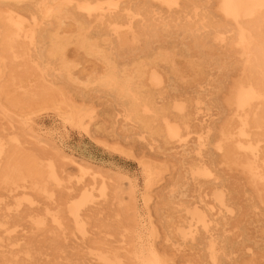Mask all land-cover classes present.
<instances>
[{
	"label": "rangeland",
	"instance_id": "obj_1",
	"mask_svg": "<svg viewBox=\"0 0 264 264\" xmlns=\"http://www.w3.org/2000/svg\"><path fill=\"white\" fill-rule=\"evenodd\" d=\"M254 15L0 0V264H264V19L254 67L236 28Z\"/></svg>",
	"mask_w": 264,
	"mask_h": 264
},
{
	"label": "bare ground",
	"instance_id": "obj_2",
	"mask_svg": "<svg viewBox=\"0 0 264 264\" xmlns=\"http://www.w3.org/2000/svg\"><path fill=\"white\" fill-rule=\"evenodd\" d=\"M97 8V7H95ZM115 13L108 14V17L112 18L114 17ZM264 16H257L254 15L251 19H248L245 22L239 23L237 25V31L238 34L241 36L243 40V54H244V61L245 63L250 66L254 67L255 65L259 64L260 57L262 55V47L258 41V35L257 32L260 27V23L263 21ZM253 80L250 78H247V80L244 83V86L246 87L245 93L249 98L252 97H258L261 94L256 90L255 88V82H252ZM79 170H82V166L78 165ZM159 253L157 249L149 250L146 257L143 258H159ZM155 264H160L159 262H155Z\"/></svg>",
	"mask_w": 264,
	"mask_h": 264
}]
</instances>
